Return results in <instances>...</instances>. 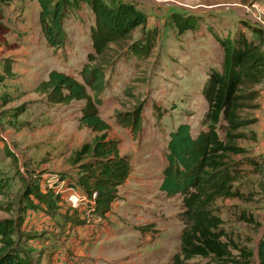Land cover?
<instances>
[{
  "label": "rangeland",
  "instance_id": "rangeland-1",
  "mask_svg": "<svg viewBox=\"0 0 264 264\" xmlns=\"http://www.w3.org/2000/svg\"><path fill=\"white\" fill-rule=\"evenodd\" d=\"M57 1L62 43L56 47L42 30L38 0L0 1V221L18 223L14 246L36 264H167L180 250L185 227L183 196H169L160 187L170 135L182 123L190 124L193 135L209 129L205 90L211 71L221 70L224 60L217 35L233 43L245 31L259 41L243 25L264 19V0H106L134 4L147 22L96 62L88 59L90 1ZM186 23L192 28L182 29ZM87 65L102 75L91 96L111 125L108 137L119 141L133 171L110 212L68 217L63 186L79 170L72 156L103 133L80 121L85 100L52 103L41 82L54 69L82 79ZM244 92L240 114L250 123L238 130L236 144L245 151L231 156L240 196L219 198L214 206L224 219V239L256 254L264 235V85ZM137 110L139 127L120 121ZM226 126L224 120L218 125L224 140Z\"/></svg>",
  "mask_w": 264,
  "mask_h": 264
},
{
  "label": "trees",
  "instance_id": "trees-1",
  "mask_svg": "<svg viewBox=\"0 0 264 264\" xmlns=\"http://www.w3.org/2000/svg\"><path fill=\"white\" fill-rule=\"evenodd\" d=\"M38 1L42 5L41 26L46 39L50 45L60 46L61 4L53 0ZM89 1L94 17L90 29V62L106 59L112 43L125 40L147 22V16L132 3ZM192 26L186 23L181 28L187 30ZM244 27L257 35L259 41L245 31L239 32L233 43L230 38L217 35L224 48V60L221 70L211 71L205 90L209 102L206 114L209 129L193 135L190 124L182 123L170 135L160 187L169 196H183L185 227L180 237V250L167 264H193L195 258H206L207 264H264V235L258 242L257 257L249 247L235 244L232 239L225 240L224 219L214 206L219 198L240 196L234 184L239 173L237 162L231 156L245 151L236 144V139L242 135L238 130L250 123L240 114L243 100L248 98L244 89L264 83V29L255 22ZM80 76L82 79L54 69L41 86L48 100L55 104L85 100L80 121L103 133L94 142H86L74 152L72 161L78 165V177L70 179V185L79 187L89 196L97 193L95 203L89 208L94 214L102 216L110 212L113 204L120 199L119 188L130 177L133 165L130 156L121 153L119 141L108 137L111 125L102 118L91 96V92L100 85L102 75L99 69H91L87 65ZM223 120L227 123V140L222 139L218 132V125ZM120 121L134 129L139 127L141 110L125 114ZM243 219L250 220L246 215ZM17 225L10 219L0 221L3 242L0 264H36L28 252L14 246L12 235ZM232 249L238 251V257H234Z\"/></svg>",
  "mask_w": 264,
  "mask_h": 264
},
{
  "label": "built area",
  "instance_id": "built-area-1",
  "mask_svg": "<svg viewBox=\"0 0 264 264\" xmlns=\"http://www.w3.org/2000/svg\"><path fill=\"white\" fill-rule=\"evenodd\" d=\"M257 19L254 20V22L264 29V19L260 17H256ZM264 43V41H263ZM62 187V186H61ZM63 192L65 195V201L67 205L71 209H79L82 206H90L91 204L95 203V199L97 196V193L94 192L92 196H89L85 192H83L79 187L73 186V185H65Z\"/></svg>",
  "mask_w": 264,
  "mask_h": 264
},
{
  "label": "crops",
  "instance_id": "crops-1",
  "mask_svg": "<svg viewBox=\"0 0 264 264\" xmlns=\"http://www.w3.org/2000/svg\"><path fill=\"white\" fill-rule=\"evenodd\" d=\"M254 7H258V5L256 4V3H253L252 4ZM258 10V9H257ZM256 10V11H257ZM251 11H253L254 12V10H252V8H248V12H251ZM243 13V12H242ZM244 26V25H243ZM263 85H264V83H263ZM262 84H261V86H263ZM66 202V201H65ZM67 204V203H66ZM40 211V210H39ZM81 211H84L85 212V214L87 215V217H89V215H88V212L90 213L91 212V209H89V207L88 206H82L81 208H79L78 210L77 209H71V208H69L68 209V217H72V216H74V215H79L80 213H81ZM89 224H92L93 226H94V230L96 231L97 230V225L96 224H94L93 222L92 223H89Z\"/></svg>",
  "mask_w": 264,
  "mask_h": 264
}]
</instances>
